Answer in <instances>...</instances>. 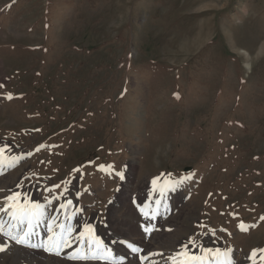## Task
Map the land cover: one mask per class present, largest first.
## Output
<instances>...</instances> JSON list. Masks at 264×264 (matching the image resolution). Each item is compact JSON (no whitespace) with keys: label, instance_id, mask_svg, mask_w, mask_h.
<instances>
[{"label":"rangeland","instance_id":"1","mask_svg":"<svg viewBox=\"0 0 264 264\" xmlns=\"http://www.w3.org/2000/svg\"><path fill=\"white\" fill-rule=\"evenodd\" d=\"M4 147L0 208L42 202L44 243L66 223L82 248L74 228L96 217L106 246L119 234L146 253L120 264H171L191 239L264 264V0H0ZM69 190L77 205L57 209ZM158 196L156 218L136 216ZM0 243V264H104Z\"/></svg>","mask_w":264,"mask_h":264},{"label":"snow or ice","instance_id":"2","mask_svg":"<svg viewBox=\"0 0 264 264\" xmlns=\"http://www.w3.org/2000/svg\"><path fill=\"white\" fill-rule=\"evenodd\" d=\"M11 100L13 97L9 95L7 97ZM43 147V146H40ZM40 151V148L36 149ZM6 152V147L0 148V163L4 153ZM15 159V158H13ZM153 184H156V181L153 180ZM59 185H55L52 191L55 188H59ZM22 194L20 192H14L9 196L5 197V205L3 208H0V212L7 213L11 220L15 221L17 225L24 224L26 229L22 234L13 235L11 232H5L3 224H0V234L7 235L11 240H14L17 244L28 245L30 242L31 236L34 234V225L38 224L45 215L46 206L42 205L39 202H31L26 197L21 199ZM55 198V197H54ZM50 202V201H49ZM159 203V202H158ZM72 205V201L68 200L65 204H61V209H66L68 206ZM158 214V210L157 213ZM147 219L149 214H144ZM154 219V215L152 217ZM264 220V217H261ZM59 231H54L53 225L49 224L48 232L49 236L46 243L40 245H31L32 247H42L45 251L54 253L56 255L60 254V250L65 247L71 246V233L72 228L66 223H60L57 225ZM241 230L244 229L243 223L240 224ZM155 226L151 224L143 225V232L146 236H150L153 231H155ZM171 231V229H169ZM80 238L86 241L87 251L82 249H77L76 252L69 256V259L72 260H99L103 261L104 264H116L115 258L112 254L111 248L106 246L104 242L94 235V229L92 225L85 224L84 231L80 233ZM113 243H116L115 241ZM189 243L195 247H201L203 255L196 256L191 255L187 251V245H185V250L183 252H178L174 256L170 257L171 264H232L230 258V250H221L220 248H203L200 245L196 244L195 239H191ZM128 247L133 253H143V249L136 247L132 244H129ZM7 244L0 243V252L5 251ZM258 253H260V259H264V249H253L251 252V257L256 258ZM163 255V253H150L147 255H140L141 264H145L149 260L150 256ZM211 259H206V258Z\"/></svg>","mask_w":264,"mask_h":264},{"label":"bare ground","instance_id":"3","mask_svg":"<svg viewBox=\"0 0 264 264\" xmlns=\"http://www.w3.org/2000/svg\"><path fill=\"white\" fill-rule=\"evenodd\" d=\"M31 192H32L31 194H33V191H31ZM70 199H71V198H70ZM156 202L158 203V200H156ZM105 236H106V235H105ZM105 236H104V237H105ZM117 236H119L120 238L123 237L122 235H119V234H117ZM99 237H100V235H99ZM104 237H103V238H104ZM101 240L104 241V239H101ZM180 245H181V244H180ZM84 264H85V263H84ZM86 264H87V263H86Z\"/></svg>","mask_w":264,"mask_h":264},{"label":"crops","instance_id":"4","mask_svg":"<svg viewBox=\"0 0 264 264\" xmlns=\"http://www.w3.org/2000/svg\"><path fill=\"white\" fill-rule=\"evenodd\" d=\"M129 238V237H128Z\"/></svg>","mask_w":264,"mask_h":264}]
</instances>
